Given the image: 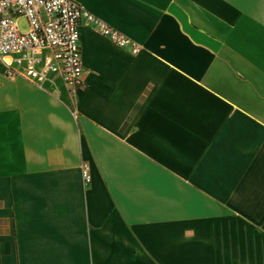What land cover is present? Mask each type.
I'll return each mask as SVG.
<instances>
[{"label":"crops","instance_id":"crops-1","mask_svg":"<svg viewBox=\"0 0 264 264\" xmlns=\"http://www.w3.org/2000/svg\"><path fill=\"white\" fill-rule=\"evenodd\" d=\"M74 1L140 51L0 65V264H264V0Z\"/></svg>","mask_w":264,"mask_h":264},{"label":"built area","instance_id":"built-area-1","mask_svg":"<svg viewBox=\"0 0 264 264\" xmlns=\"http://www.w3.org/2000/svg\"><path fill=\"white\" fill-rule=\"evenodd\" d=\"M26 23L23 31L19 20ZM90 26L119 48L132 54L139 44L81 7L74 0H0V65L7 77H20L37 86L58 72L72 100L85 85L80 26ZM76 114V111L73 110ZM84 185L90 167L81 166Z\"/></svg>","mask_w":264,"mask_h":264},{"label":"rangeland","instance_id":"rangeland-1","mask_svg":"<svg viewBox=\"0 0 264 264\" xmlns=\"http://www.w3.org/2000/svg\"><path fill=\"white\" fill-rule=\"evenodd\" d=\"M19 25L21 26V28L23 29V31L26 30V23L23 19L19 20Z\"/></svg>","mask_w":264,"mask_h":264},{"label":"snow or ice","instance_id":"snow-or-ice-1","mask_svg":"<svg viewBox=\"0 0 264 264\" xmlns=\"http://www.w3.org/2000/svg\"><path fill=\"white\" fill-rule=\"evenodd\" d=\"M44 2V0H41V3H43Z\"/></svg>","mask_w":264,"mask_h":264}]
</instances>
